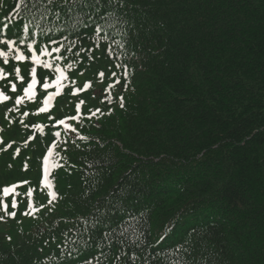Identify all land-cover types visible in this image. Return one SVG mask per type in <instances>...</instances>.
Wrapping results in <instances>:
<instances>
[{"label": "trees", "instance_id": "trees-1", "mask_svg": "<svg viewBox=\"0 0 264 264\" xmlns=\"http://www.w3.org/2000/svg\"><path fill=\"white\" fill-rule=\"evenodd\" d=\"M0 39V264H264V0H0Z\"/></svg>", "mask_w": 264, "mask_h": 264}, {"label": "snow or ice", "instance_id": "snow-or-ice-1", "mask_svg": "<svg viewBox=\"0 0 264 264\" xmlns=\"http://www.w3.org/2000/svg\"><path fill=\"white\" fill-rule=\"evenodd\" d=\"M25 2H26V0H20V3L21 4H23ZM35 2H36V0H34V3ZM53 2H54V0H47V3L48 4H52ZM93 2H97V0H93ZM110 2H111V0H110ZM65 3H67V0H65ZM19 6L20 5L18 4L17 7H19ZM27 11L31 12V9H27ZM47 11H48V9L45 8V14L47 13ZM88 21H89V23L91 25H94L95 26V30H96V33L97 34L103 33L102 39H105V40L109 39V34H108L107 30L104 28L103 25L97 23L95 20L92 19L91 16L88 17ZM23 29H24L25 32H27L28 31V25L27 24H24L23 25ZM41 32H44L46 34V30H44V29H41ZM29 39L31 40V34L29 35ZM18 42H19V44H24L25 43V39H24L23 35H19L18 36ZM0 43L6 44L7 47H8V51L7 52H4V51L0 50V56L4 57V63L6 64L8 62V56L13 53L14 46L17 44V39H0ZM34 43H35L34 40L31 41V42H29V43H27V48L28 49H32ZM51 43H57V42L53 40V41H51ZM62 46L66 47L67 51L71 52V50H72V44L71 43L68 44V45H62ZM52 51H54V52H60V47H56ZM40 52L43 55H50V53H48L44 48H41L40 49ZM31 58L36 63H43V65H44L45 68L52 67V64L49 61H47V60L41 61L40 56H38V55L33 54ZM14 59L15 60H18V61H23L25 59V55L21 53L19 47H15ZM125 68H126V66H125ZM15 71L18 73L19 72V69H15ZM55 71L57 73H59V75H57L56 79L52 83L55 85V87L57 89V92H59V90L63 87L62 80L64 79V72H63V70L59 66H57L55 68ZM31 72L33 73L32 82L29 83L28 86H27V88L24 89L25 94L28 95V96H31L33 94V88H34V85L36 83V80H35V72H36V69L35 68H32L31 69ZM4 75H5V73H4L3 68H0V79H2L4 77ZM100 75L103 76V73H101ZM115 75L116 74L113 73V76H115ZM125 75H127L126 72H125ZM116 83L118 84L119 81H116ZM114 86L115 85L110 84L108 86V88L110 89V88H112ZM45 87L47 88V87H49V85L48 84H45ZM11 90L12 91H15L16 90V85L15 84H12L11 85ZM56 94L57 93H51V94H49V96L44 101L45 107L44 108H41L39 110L40 112H44L47 109L48 104L52 101L53 96H55ZM22 98L23 97H17L16 98V103H19ZM0 99L8 100L9 97L6 96V95H4L3 92H0ZM108 99H110V97H108ZM120 100L123 101V97L122 96L120 97ZM80 103L82 104L83 101H81ZM120 106L123 107L124 106L123 103H121ZM79 107H80V105L78 104L77 105V110L78 111H79ZM99 111H100V109H96L92 114L95 115V113L96 112H99ZM109 111H111V109H109ZM24 115H27V113H25ZM69 119H71L73 121H80L82 123V120H81V117L79 116V114L76 115V116H72ZM57 123L64 125L65 129H68L72 133L77 132V129L75 127H72L70 124L66 123L65 119H60L59 121H57ZM55 135L56 136H60L61 133L60 132H56ZM49 151H50V154H51V150H49ZM48 164H49V161H48L47 158H45V172H47V166H48ZM51 164H52L53 167H55L56 162L55 161H52ZM48 187L51 188L52 187V184L51 183H48ZM10 191H11V189L8 188V187H5L3 189V192H4L5 195H7ZM29 191H31V189ZM49 195L51 197L55 198L56 193L55 192H50ZM49 204H51V200H49ZM0 205H2V207H0V211H3L6 216H10L12 218H15L16 212L15 211L9 212L8 211L9 205L7 203L3 202V200H0ZM11 207L12 208H16L17 207V201L15 199L12 200ZM41 207H43V205H41ZM38 211H39V209L33 208L32 209V212H25L24 215H32V216H34L35 213L38 212ZM4 219H5L4 216H0V221H3ZM8 239H11V237H9ZM86 264H91V262L88 261V262H86Z\"/></svg>", "mask_w": 264, "mask_h": 264}, {"label": "rangeland", "instance_id": "rangeland-1", "mask_svg": "<svg viewBox=\"0 0 264 264\" xmlns=\"http://www.w3.org/2000/svg\"><path fill=\"white\" fill-rule=\"evenodd\" d=\"M70 80L75 85L74 86V91L75 92H79L81 90L80 89L81 87H83V88L89 87V82L87 80H84L83 77H81V76H79L77 78L72 77V78H70ZM49 181H50V179H49ZM52 190H53V188H52Z\"/></svg>", "mask_w": 264, "mask_h": 264}]
</instances>
